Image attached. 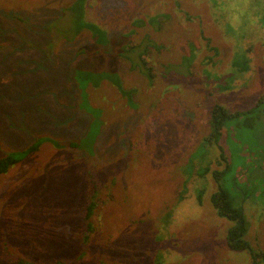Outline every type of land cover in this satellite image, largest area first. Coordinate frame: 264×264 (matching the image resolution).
<instances>
[{
  "label": "rangeland",
  "instance_id": "obj_1",
  "mask_svg": "<svg viewBox=\"0 0 264 264\" xmlns=\"http://www.w3.org/2000/svg\"><path fill=\"white\" fill-rule=\"evenodd\" d=\"M73 1L0 0V29L24 33L23 19L64 12L53 39L72 56L84 53L66 74L78 102L61 97L71 103L68 128L82 134L0 177V264H252L228 250L234 223L216 214L211 196L228 192L248 225L243 239L262 255L264 106L207 138L214 106L245 113L264 94V0H85L80 37L63 39L78 17L66 9ZM159 14L168 19L159 22ZM86 80L102 97H87ZM112 82L119 89L106 97ZM221 154L224 163L212 164ZM71 160L82 164L81 177L65 166ZM206 168L225 170L221 181L204 176ZM88 202L95 212L84 242Z\"/></svg>",
  "mask_w": 264,
  "mask_h": 264
},
{
  "label": "crops",
  "instance_id": "obj_2",
  "mask_svg": "<svg viewBox=\"0 0 264 264\" xmlns=\"http://www.w3.org/2000/svg\"><path fill=\"white\" fill-rule=\"evenodd\" d=\"M52 14L54 19L49 21L33 22L23 19L28 25L24 33L18 34L10 25H4L0 29V158L9 153L24 152L34 143H38L39 148L33 153L39 150L38 153L59 151L64 149L65 143V146H70L72 143L69 141L82 134L68 128L74 125L65 116L64 111L71 115L70 104L78 102L79 92L72 78L68 80L66 74L70 75V71L78 66V62L82 64L83 58L76 65H73L72 60L80 55V51L83 53V49L75 51L72 56L69 49L61 46L64 41L59 38L64 24L59 18L65 14L64 12L59 15ZM80 19L78 15L74 22L68 25L63 39L69 38L70 35L80 37L82 27L77 26ZM56 34H60V37L53 39ZM42 35H49V40ZM99 36L102 38L104 35L101 33ZM16 37L21 38L22 43L16 44L14 42ZM104 37L107 38V35ZM67 44L73 45V40H67ZM44 52L47 54L44 55ZM88 53L91 60L92 49L87 51ZM13 69L15 70L11 71ZM87 83H89L87 97H102L101 91L93 87L90 81ZM113 88L119 89L114 82L106 87V97L112 96ZM61 97H71L69 98L71 103ZM82 114L89 116L85 112ZM89 122H86L85 130L89 129ZM28 156L18 163L23 162ZM60 159L61 156L57 160ZM15 165L0 177L10 176ZM66 165L77 171L79 177L82 176L80 161L71 160ZM22 166L25 174L31 173L28 168L30 161H25ZM57 171L66 174L65 169ZM57 174L58 172L54 175ZM40 202L39 205H42L43 202ZM62 223L63 221L60 222ZM227 248L231 250L228 245ZM242 253L249 255L245 251Z\"/></svg>",
  "mask_w": 264,
  "mask_h": 264
},
{
  "label": "trees",
  "instance_id": "obj_3",
  "mask_svg": "<svg viewBox=\"0 0 264 264\" xmlns=\"http://www.w3.org/2000/svg\"><path fill=\"white\" fill-rule=\"evenodd\" d=\"M66 9L86 19L87 3L85 4V0H74L73 3L70 6H68ZM155 18H157L159 22H162L163 20L168 19V15L159 14V15H156ZM155 18L153 19L152 23H154ZM88 26L91 27L89 28L91 30H93V27L97 29L100 28L97 24L92 23V22ZM102 35L106 36L104 32L102 33ZM104 36L102 37V39L104 40L107 39ZM127 51H131V49L125 50V52ZM144 66L145 64H142V63L139 65V70L140 72L143 71V75L146 74V69H147ZM148 73L151 75L150 71H148ZM87 81L89 80H86V82L84 83L82 82L80 83L83 84V86H85L87 84ZM260 97L261 98L258 99L254 108H252L250 111L245 112V113H230L227 110H225L222 106H219V105L214 106L211 109V114L209 118L210 135L207 139L212 138L213 135L220 134L223 126L225 125L227 121L232 120L234 118H240L241 116L249 115L254 109L259 110L262 106H264V94ZM38 148H39L38 143H34L33 146H31L29 149H27L24 152L9 153L5 155L4 157L0 158V175L5 174L9 170L10 167L15 165L19 161H22L27 155L37 151ZM221 159H222V154L216 157L215 161L212 162V164L215 163L216 165L218 161H220L221 164L224 163L223 160ZM208 173L213 178V180L221 181L222 176L225 173V170L217 171L214 169L210 170L209 168H206L203 175L206 176ZM199 198H200V195L197 194L198 202H200ZM211 204L213 208L215 209L216 214L219 217L226 218L234 223V226L228 230V233L226 236V242H227L228 247L234 251L248 252L252 259V264H259L260 261L264 260V253L260 252V254L262 255H258L259 252L252 250L248 242L245 239H243L247 231L248 225L244 219L242 210L234 208L229 198L228 192L220 190L219 192L217 193L215 192L214 194H212ZM94 212H95L94 205L88 202V205H87V208L84 214V223H85V229L83 232L84 242L88 240V236L93 231L91 216L94 215ZM17 264H28V263L18 262ZM53 264H63V263H61L60 261H55Z\"/></svg>",
  "mask_w": 264,
  "mask_h": 264
}]
</instances>
